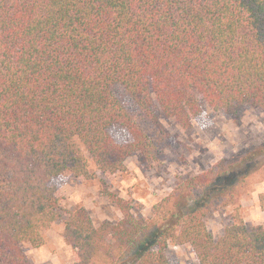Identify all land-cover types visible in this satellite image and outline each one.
<instances>
[{
    "label": "trees",
    "instance_id": "trees-1",
    "mask_svg": "<svg viewBox=\"0 0 264 264\" xmlns=\"http://www.w3.org/2000/svg\"><path fill=\"white\" fill-rule=\"evenodd\" d=\"M116 86L184 130L205 106L264 110V0H0V264H32L24 244L43 246L63 218L72 264H170L169 244L188 245L198 264H264V227L248 228L238 209L222 236L208 229L202 210L224 172L182 182L176 192L204 194L172 214L164 200L137 218L114 194L116 222L63 209L55 180L89 175L86 154L109 174L153 155Z\"/></svg>",
    "mask_w": 264,
    "mask_h": 264
},
{
    "label": "rangeland",
    "instance_id": "rangeland-1",
    "mask_svg": "<svg viewBox=\"0 0 264 264\" xmlns=\"http://www.w3.org/2000/svg\"><path fill=\"white\" fill-rule=\"evenodd\" d=\"M114 92L151 138L153 155L135 153L126 160L124 172L109 174L101 173L86 154L89 175L66 173L55 180L64 210L84 207L97 225L116 222L122 213L110 199L109 194H114L129 203L137 218H151L154 206L164 200H168L165 214H172L184 203L193 205L204 194L200 185L176 192L182 182L224 172L227 179L223 191L212 194L202 210L209 231L215 238L222 236L237 209L248 228L264 227V207L260 203L264 195V110L243 106L224 112L205 106L192 121L191 129L184 130L173 118L164 116L157 105L154 119L149 118L122 87L116 86ZM112 133L122 144L130 140L123 128L117 127ZM63 231L64 218L42 231L43 246L24 244L32 264L73 263L75 254L65 242ZM166 253L170 264H198L188 245L169 244Z\"/></svg>",
    "mask_w": 264,
    "mask_h": 264
}]
</instances>
